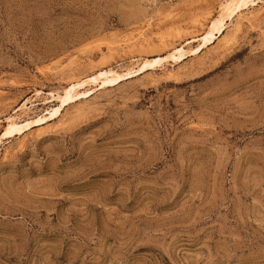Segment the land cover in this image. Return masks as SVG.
<instances>
[{"label": "rangeland", "instance_id": "374dc122", "mask_svg": "<svg viewBox=\"0 0 264 264\" xmlns=\"http://www.w3.org/2000/svg\"><path fill=\"white\" fill-rule=\"evenodd\" d=\"M225 1L0 0V137L162 60L1 139L0 264H264V0L166 57Z\"/></svg>", "mask_w": 264, "mask_h": 264}, {"label": "bare ground", "instance_id": "6f19581e", "mask_svg": "<svg viewBox=\"0 0 264 264\" xmlns=\"http://www.w3.org/2000/svg\"><path fill=\"white\" fill-rule=\"evenodd\" d=\"M253 1L254 0H227L223 2L221 5L220 15L216 17L213 21H211L209 29L203 35L187 39L181 45L174 47L173 50L170 51L168 56L166 57L171 60L173 59L181 60L187 53L186 47L191 46L190 44L196 41H199L200 43L197 45L196 48L192 49L191 51L194 53L200 52L201 48L211 43L214 40V38H218L217 37L218 34L220 35L222 34L223 26L226 24L227 21H229V19H232L234 15L236 16V14H238L239 11L243 10L244 8L246 9V7L249 6L251 3H253ZM160 60L161 59H155V58L153 59V61L144 60V62H142L139 67L137 66L138 69L134 68L135 70H128L127 72L125 71L124 73H121V71L119 72L117 69L114 68H103L98 72H96L95 74L90 75L84 79L71 82L67 87H65L62 90L61 93L52 94V97H54L53 101L58 102V105L52 108V111L49 112L48 117L46 115L41 117L39 116V118L35 120H25L23 122L18 121L17 120L18 118L16 119L15 117L14 118L10 117L7 120L6 129L3 132L2 136L0 137V141L1 139H4L6 136L12 135L17 129L21 130V128L28 127L34 123H41L46 121L47 119H51L55 117L60 112V110H62L63 107H65L70 102H72L73 99H75L77 96L85 95V94L87 96L89 90L87 91H81V90H85L88 85H97L100 86L101 89L104 86L107 85L109 86L110 84H114V83L116 84L124 76L128 74H132L133 72L136 71L139 72L145 70L149 67L154 66V64H159L162 62V60L161 61ZM24 105L25 104L23 103V106Z\"/></svg>", "mask_w": 264, "mask_h": 264}]
</instances>
